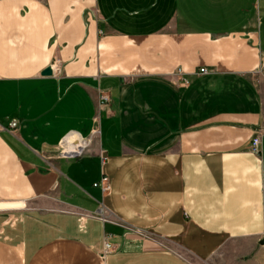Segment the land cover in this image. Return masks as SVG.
Returning <instances> with one entry per match:
<instances>
[{"label": "crops", "instance_id": "0c3cea01", "mask_svg": "<svg viewBox=\"0 0 264 264\" xmlns=\"http://www.w3.org/2000/svg\"><path fill=\"white\" fill-rule=\"evenodd\" d=\"M0 125V264L261 260L264 0H0Z\"/></svg>", "mask_w": 264, "mask_h": 264}, {"label": "built area", "instance_id": "2783aa9c", "mask_svg": "<svg viewBox=\"0 0 264 264\" xmlns=\"http://www.w3.org/2000/svg\"><path fill=\"white\" fill-rule=\"evenodd\" d=\"M61 60L58 58L56 62L51 66V71L52 75H59L61 73ZM181 73V70H179ZM201 73H208L209 70L207 68H201L200 69ZM184 83L187 82L186 79H183ZM101 99L105 102H108V96L106 94H103L101 96ZM19 126V122L17 120H13L10 123L9 130H16ZM0 129H2V126L0 125ZM100 129L96 128L92 131L91 136L86 139L82 140L80 142H70L67 141L64 149L60 152L59 157L65 158V159H78L85 155L88 150L91 148L95 138H97L100 135ZM251 150L253 153L256 155H259L261 153V138L259 136L253 138L252 144H251ZM103 163H105L106 158L102 156ZM98 186H101L102 190L104 192H109L111 187H110V182H109V177L107 175H104L100 182L97 184ZM101 213H99V216L103 213V210H100ZM142 231L137 230L135 228L127 227V231L125 232L124 236H129V235H141ZM111 234H106L105 235V246H104V254L109 252V250L112 248L111 245Z\"/></svg>", "mask_w": 264, "mask_h": 264}, {"label": "rangeland", "instance_id": "374dc122", "mask_svg": "<svg viewBox=\"0 0 264 264\" xmlns=\"http://www.w3.org/2000/svg\"><path fill=\"white\" fill-rule=\"evenodd\" d=\"M225 256H217L214 259L211 260V264H264V252L263 255L261 256V260H232L231 254L229 253L228 255H226V253L224 254ZM200 264V263H199ZM202 264V263H201ZM204 264H208L207 262H205Z\"/></svg>", "mask_w": 264, "mask_h": 264}, {"label": "bare ground", "instance_id": "6f19581e", "mask_svg": "<svg viewBox=\"0 0 264 264\" xmlns=\"http://www.w3.org/2000/svg\"><path fill=\"white\" fill-rule=\"evenodd\" d=\"M7 206H13V203H0V208L7 207Z\"/></svg>", "mask_w": 264, "mask_h": 264}, {"label": "water", "instance_id": "95a60500", "mask_svg": "<svg viewBox=\"0 0 264 264\" xmlns=\"http://www.w3.org/2000/svg\"><path fill=\"white\" fill-rule=\"evenodd\" d=\"M43 74H44V75H51V74H52V71H51L50 68H47V69L44 71Z\"/></svg>", "mask_w": 264, "mask_h": 264}]
</instances>
